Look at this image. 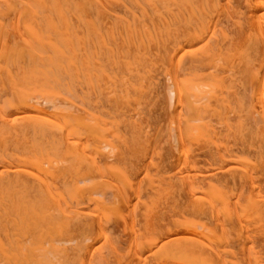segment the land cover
Here are the masks:
<instances>
[{
    "label": "bare ground",
    "instance_id": "obj_1",
    "mask_svg": "<svg viewBox=\"0 0 264 264\" xmlns=\"http://www.w3.org/2000/svg\"><path fill=\"white\" fill-rule=\"evenodd\" d=\"M0 264H264V0H0Z\"/></svg>",
    "mask_w": 264,
    "mask_h": 264
},
{
    "label": "rangeland",
    "instance_id": "obj_2",
    "mask_svg": "<svg viewBox=\"0 0 264 264\" xmlns=\"http://www.w3.org/2000/svg\"><path fill=\"white\" fill-rule=\"evenodd\" d=\"M37 19V18H36ZM34 22V21H33ZM16 23V24H15ZM19 23L20 24H23V22H14L13 24H15V25H13V27L15 26V27H17L18 25H19ZM35 23V22H34ZM90 26V25H89ZM92 26L93 27H91L90 29H91V31H93V33H96L97 31H95V29H94V22H93V24H92ZM94 35H96L95 37L97 38L98 37V35L97 34H94ZM100 36H101V34H100ZM83 39V38H82ZM82 39H80V40H82ZM98 39H101V38H98ZM69 40H71V39H68L67 37H60V39H59V41L57 42L58 44L56 45L57 47H55V49L56 50H60V47H62V45H64L65 46V44L64 43H67V41H69ZM95 38H94V46H96V43L98 42V40H96L97 42L95 43ZM83 41V40H82ZM81 41V42H82ZM84 42V41H83ZM69 43V42H68ZM233 42H229V44L231 45ZM58 45L60 46V47H58ZM136 47H137V45L136 46H133L132 47V49H136ZM89 58H90V54H89ZM89 58H87L88 60H89ZM90 61V60H89ZM89 61H88V63H89ZM215 67H216V69H218V70H222V71H217V72H215L214 73V76H210V74L213 72V70H211L210 71V73H209V78L210 79H206V80H203V81H201V85H203V86H199L198 88H202V89H204V90H207L208 89V86H209V84L210 83H215L216 85H217V88L218 89H222V86H223V80L225 79V78H227V77H229L231 74H232V72L230 71V68H231V66H230V64H229V62H227L226 61V59L224 60V61H220V60H218V61H216V63H215ZM224 75H226L225 77H223ZM169 83H170V81H169ZM197 89V87H192L191 89H190V91H193V90H196ZM90 94H93L92 92L90 93ZM90 94H86V96H84V98L85 97H89V96H91ZM209 95V93H207V96ZM62 96L63 95H61L60 96V94H54V96L51 98V101H49V102H47V104H44V103H42V107H44V108H46L50 113H52V114H54V115H57L58 117H63V116H65L67 113V111L68 110H66V109H69V110H72L73 108V106L72 107H70V104L69 103H67V102H69V100L66 98V99H64V98H62ZM84 98H82V102H84ZM85 99H87V98H85ZM205 100V99H204ZM39 102V101H38ZM66 102V103H65ZM79 103H81V101H73V103L72 104H79ZM225 105H226V103L224 102V101H222V103L220 104V107H221V109H222V107L224 106L225 107ZM68 106V107H67ZM223 107V108H224ZM66 110V111H65ZM69 112V111H68ZM94 118V117H93ZM93 122V121H92ZM92 122H88V124L89 123H92ZM228 127V125H224V132L225 131H227V128ZM102 142V141H101ZM108 144H111V142H108ZM100 148H99V151L102 153V152H109L111 149V147L108 145L107 146V143L105 144L104 142L102 143V145L100 144ZM102 149V150H101ZM103 153V154H104ZM138 183V182H137ZM112 186L110 185V188H111ZM113 188V187H112ZM137 191H138V185H136V187L134 188V193L131 195V197H130V209H133L134 207H135V205H136V203H137V201H138V193H137ZM107 199L109 200V201H116V199L114 198V196H115V193H107ZM99 197V196H98ZM240 200H242V199H240V197L237 195V194H235V195H233L232 196V198H231V201L230 202H232V203H235V202H238V201H240ZM229 202V203H230ZM228 203V204H229ZM225 207H226V205H225Z\"/></svg>",
    "mask_w": 264,
    "mask_h": 264
}]
</instances>
